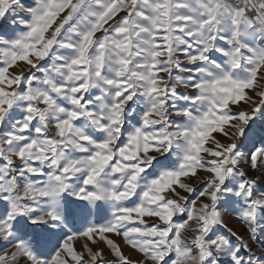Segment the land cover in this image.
<instances>
[{"label":"snow or ice","instance_id":"6c2138e0","mask_svg":"<svg viewBox=\"0 0 264 264\" xmlns=\"http://www.w3.org/2000/svg\"><path fill=\"white\" fill-rule=\"evenodd\" d=\"M0 264H264V0H0Z\"/></svg>","mask_w":264,"mask_h":264},{"label":"rangeland","instance_id":"374dc122","mask_svg":"<svg viewBox=\"0 0 264 264\" xmlns=\"http://www.w3.org/2000/svg\"><path fill=\"white\" fill-rule=\"evenodd\" d=\"M234 227H236L237 229L242 230L241 226H239V225H236V226H234ZM122 246H123V245H122ZM123 247H124V251H125L126 254H131V255L133 256L134 259H138V258H139V257H138V254L133 253V252L131 251V249H129L127 246H123Z\"/></svg>","mask_w":264,"mask_h":264}]
</instances>
